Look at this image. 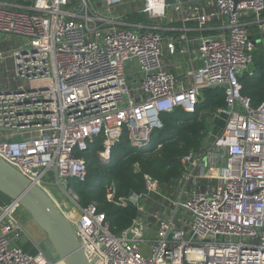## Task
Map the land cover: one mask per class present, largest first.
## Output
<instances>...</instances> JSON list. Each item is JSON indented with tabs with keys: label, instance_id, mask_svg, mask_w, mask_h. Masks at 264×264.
I'll return each mask as SVG.
<instances>
[{
	"label": "built area",
	"instance_id": "1",
	"mask_svg": "<svg viewBox=\"0 0 264 264\" xmlns=\"http://www.w3.org/2000/svg\"><path fill=\"white\" fill-rule=\"evenodd\" d=\"M263 10L264 0H0V158L47 193L45 177L66 183L76 211L57 208L90 264H264V100L252 106L239 82ZM184 42L198 64L176 75L169 60ZM215 87L225 106L212 119L224 125L181 157L177 183L145 174L143 191L117 198L105 186L107 201L137 208L127 228L114 233L96 203L79 205L67 180H85L80 153L99 136L106 161L124 131L148 142L161 112L193 113ZM20 208L0 206V264H65L29 237Z\"/></svg>",
	"mask_w": 264,
	"mask_h": 264
},
{
	"label": "trees",
	"instance_id": "2",
	"mask_svg": "<svg viewBox=\"0 0 264 264\" xmlns=\"http://www.w3.org/2000/svg\"><path fill=\"white\" fill-rule=\"evenodd\" d=\"M251 70L252 74L243 72L239 82L241 94L247 96L251 105L256 107L264 100V50L256 47L253 51ZM224 106L223 88L203 89L193 113H187L181 107L161 112L158 115L161 127L152 130L145 145H133L124 131L119 143L111 148L106 161L98 156L102 148V138L99 136L80 153L86 160L85 180H67L69 188L72 187L71 190L78 197L79 205L84 207L96 203L114 233L127 228L136 217L137 208L132 204L123 207L107 201L105 186L112 182L117 198L143 191L145 174L156 179L160 185L177 183L182 169L181 157L202 147L212 115ZM21 247L29 253H36L35 247L29 242L22 243Z\"/></svg>",
	"mask_w": 264,
	"mask_h": 264
},
{
	"label": "water",
	"instance_id": "3",
	"mask_svg": "<svg viewBox=\"0 0 264 264\" xmlns=\"http://www.w3.org/2000/svg\"><path fill=\"white\" fill-rule=\"evenodd\" d=\"M174 3L175 0H165L166 7ZM249 38L257 48L264 50V34L259 28H253ZM160 123L157 119V124ZM146 143L147 141L141 140L133 145L141 146ZM11 199L20 203L22 209L45 234V239L38 243V247L51 262L61 258L66 264H90L72 226L47 192L0 158V206Z\"/></svg>",
	"mask_w": 264,
	"mask_h": 264
},
{
	"label": "crops",
	"instance_id": "4",
	"mask_svg": "<svg viewBox=\"0 0 264 264\" xmlns=\"http://www.w3.org/2000/svg\"><path fill=\"white\" fill-rule=\"evenodd\" d=\"M188 2H195L196 0H183ZM202 6V5H201ZM204 8V7H203ZM205 9V8H204ZM245 21H250V18H246ZM208 33H216L215 30L208 31ZM189 35L197 34L196 31H189ZM186 46V52L184 54H177L174 57H172L169 61H171L170 69L173 71L176 75H181V71L184 70L186 67L189 66V63L191 61L194 64H198V61L194 60L195 52H194V46L191 45L189 42H184ZM18 216L23 223L25 230L29 234V237L35 242L39 243L43 239H45V234L43 231H41L37 225L34 223V226L31 225V218L28 215L27 212H18ZM27 226V227H26ZM17 244H20V242H17Z\"/></svg>",
	"mask_w": 264,
	"mask_h": 264
},
{
	"label": "rangeland",
	"instance_id": "5",
	"mask_svg": "<svg viewBox=\"0 0 264 264\" xmlns=\"http://www.w3.org/2000/svg\"><path fill=\"white\" fill-rule=\"evenodd\" d=\"M3 36L5 38V35H0V37H3ZM223 125H224V116L223 115H221L220 117H217V118L213 117V119H211V122L209 124L208 129L213 131V134H218L220 132L221 128L223 127ZM44 179L46 181V189L52 194V196L60 204L62 209L70 210L71 212H75L77 207L71 202V200L68 198V196L64 192V190H66V183H64L62 180H60V184L58 185L55 182V179L52 178L51 176H47ZM18 212H24L25 213L26 211L24 209L20 208L18 210ZM30 220H31V225L34 226L33 220L32 219H30Z\"/></svg>",
	"mask_w": 264,
	"mask_h": 264
},
{
	"label": "bare ground",
	"instance_id": "6",
	"mask_svg": "<svg viewBox=\"0 0 264 264\" xmlns=\"http://www.w3.org/2000/svg\"><path fill=\"white\" fill-rule=\"evenodd\" d=\"M48 191V190H47ZM50 197H51V199L55 202V204L56 205H58L59 207H61L60 206V204L56 201V199L52 196V194L48 191V193H47ZM62 208V207H61ZM65 263V262H64ZM66 264V263H65Z\"/></svg>",
	"mask_w": 264,
	"mask_h": 264
}]
</instances>
